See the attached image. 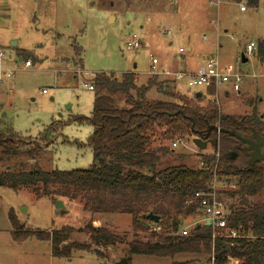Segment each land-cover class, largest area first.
Listing matches in <instances>:
<instances>
[{"label":"rangeland","instance_id":"1","mask_svg":"<svg viewBox=\"0 0 264 264\" xmlns=\"http://www.w3.org/2000/svg\"><path fill=\"white\" fill-rule=\"evenodd\" d=\"M240 5L245 10H240ZM132 33L147 46L126 47ZM261 40L264 41V0H258L256 6L248 0H0V48L14 59L18 50L35 57L22 58L30 59L32 66H21L15 72L10 92L0 89V116L5 114V124L8 122L18 137L27 141V146L35 142L41 145L32 159L18 156L6 163L17 165L26 160V169L44 171L90 168L93 155L86 143L92 127L72 119L76 115H90L95 87L93 90L88 86L97 73L120 78L121 73L132 72L137 85L146 84L154 78L147 73L150 55L164 66H170L174 60L183 65L184 60L176 56L177 48L184 46L187 50L190 45L192 51H186L187 55H193L195 50L205 56L217 55L222 66H231L247 75L261 74L264 67L257 52L244 51L249 41ZM242 54L248 58L245 63L241 62ZM167 82L161 88L150 87L145 99L174 101L164 94L173 92L194 100V94L201 92L199 105L213 104L221 113L234 116L250 114L255 106L258 129L264 133V76L243 78L239 91L232 88L231 82L224 83L217 89V98L201 86ZM224 90L229 92L228 96ZM149 135L152 148L166 149L160 153L157 169L177 164L197 168L200 154L212 153L209 143L205 150H200L193 142L196 136L189 134L182 135L184 142L172 147L174 139L180 136L167 137L160 125H155ZM233 183L222 179L216 182L219 197L228 207L241 205L239 196L230 195L236 189ZM44 191L48 195H41ZM64 191L61 185L52 184L22 186L17 190L0 186V264H116L125 258L126 244L115 249L100 248L103 258L92 251H73L69 258H64L52 256L48 241L35 237L13 239L8 219L10 208L25 227L52 230L72 226L75 231L70 241L90 242L86 231L77 230L90 220L94 226H105L124 236L127 242L133 239L130 215H91L82 210L80 194L76 199L58 195ZM57 200L63 202L64 208L55 215ZM246 200L248 205L264 201V190ZM202 220L200 212L185 216L180 228L190 230L193 223ZM154 228L149 232L157 231ZM138 236L149 238L147 233ZM208 255L203 253L201 257ZM189 257L192 255L182 254L176 259ZM170 262L168 258L132 256L130 264Z\"/></svg>","mask_w":264,"mask_h":264},{"label":"trees","instance_id":"2","mask_svg":"<svg viewBox=\"0 0 264 264\" xmlns=\"http://www.w3.org/2000/svg\"><path fill=\"white\" fill-rule=\"evenodd\" d=\"M248 3L256 6L258 0H248ZM17 53L19 59L31 57L35 60L28 52L18 50ZM257 58L260 62L264 60L263 40L257 42ZM157 79L154 77L146 84L137 85L132 72H123L120 78L109 73L94 75L91 113L72 119L78 123L87 122L92 127L86 143L93 155L88 169L44 171L26 169V160L17 165L6 163L18 156L32 159L41 145L35 142L27 146V141L20 139L8 122L5 124V114L0 116V186L17 190L38 184L61 185L65 191L58 195L76 199L80 194L84 212L130 215L133 232V239L127 242L124 236L105 226H94L90 220L77 229L86 231L90 242L70 241V235L75 231L72 226L52 230L25 227L10 208L8 219L15 241L28 237L48 241L53 257L69 258L73 251H92L103 258L100 248L115 249L126 244L125 258L129 264L132 256L168 258L170 264H210L209 255L205 259L201 255L211 253V226L196 224L186 235L179 231L185 216L199 212L194 193L208 190L212 179L217 177L227 183L234 181L236 189L230 191V195L239 196L241 205H229L231 214L226 226L237 230L239 236L215 238L213 264H229V258L237 260L236 264H264V201L248 205L246 200L264 190V163L258 162L248 168L242 152L238 151L237 156L233 154V138L211 131L208 143L212 153L200 154L202 166L191 168L177 164L157 169L160 153L166 149L162 146L152 148L149 135L155 125L164 128L167 137L198 136L191 130L192 124L194 130L202 133L210 125L248 132L251 128L258 129L256 107L252 106L251 113L243 116L223 114L213 104L199 105L202 94L199 96L197 92L194 100L164 92L174 101L149 102L145 99L146 92L153 85L161 88L164 83ZM208 91L213 93L214 88ZM32 191L35 192L34 187ZM41 195L48 194L44 191ZM149 213L157 215L158 221L147 218ZM153 227H159V230L150 233ZM139 233H147L149 238L142 239ZM182 254L192 257L176 259Z\"/></svg>","mask_w":264,"mask_h":264},{"label":"built area","instance_id":"3","mask_svg":"<svg viewBox=\"0 0 264 264\" xmlns=\"http://www.w3.org/2000/svg\"><path fill=\"white\" fill-rule=\"evenodd\" d=\"M240 10H245L244 5H240ZM212 23L214 21H211ZM166 34H170L169 31ZM205 39V37H203ZM126 47H139L147 46L146 43H141L140 37L136 33L128 35V38L125 42ZM244 51L248 54H256L257 52V43L254 41H249L246 43ZM185 52L184 46H179L177 48V56L182 55ZM21 63V64H19ZM260 65L264 67V60L260 62ZM29 68L32 66V61L30 59L20 60L17 57L14 59L11 56H7L5 52L0 48V89H5L8 92L11 91L10 81L14 78L15 72L20 69V67ZM148 76H162L166 79H169L173 82H181L188 87H204L209 90L214 88L215 98H217V89L224 83H232V88L235 91H239L240 85L243 78L250 77L256 79L260 76H264V73L261 74H251L247 75L241 72L238 69H234L231 66H222L219 63L217 55H211L206 58V60L197 66L194 70L184 69L182 67L171 68L164 67L162 68L159 60L150 55V62L148 68ZM89 89H93V85L88 86ZM45 92V90H42ZM202 94V93H201ZM184 142L183 137H177L172 142V147ZM217 156V154H216ZM200 166L203 165L202 161L199 162ZM218 181L217 177L212 179V182L209 185L208 190H199L194 193V198L197 201L198 211L203 215L202 223L208 221L212 228L211 234V253L209 255V262L213 264L214 262V240L216 237L224 238H234L238 237L239 234L237 230L233 228H227V219L231 214V211L228 206L221 200L218 194V189L216 187V182ZM196 224H201L195 222L191 227ZM155 230H159V227H155ZM189 232L187 227L180 229L179 233L181 235H186ZM237 260L229 258V264H236Z\"/></svg>","mask_w":264,"mask_h":264},{"label":"water","instance_id":"4","mask_svg":"<svg viewBox=\"0 0 264 264\" xmlns=\"http://www.w3.org/2000/svg\"><path fill=\"white\" fill-rule=\"evenodd\" d=\"M14 44L15 42L11 43L12 46H14ZM247 60L248 58L242 54L241 62L245 63ZM197 94L200 96L201 92H197ZM191 130H193L194 133L198 134V136L193 138V142L200 150H205L208 144V136L211 131H214L216 133L227 134L229 137H232L235 140H239L247 144L246 148H240V150L243 153H245V155L247 156L246 165L248 168L253 167L258 162H264V136L260 135L255 128L251 129L252 131L251 134H244L245 136H242L241 134L237 133L235 130L221 128L217 125L208 126L205 133H202L194 130L192 124ZM233 150L236 151V148H234ZM97 164L98 163L96 162V165ZM147 170H150V167H148ZM146 175L150 176V173H146ZM63 208H64L63 202L61 200H57L55 204V215L62 213ZM147 218L153 220L154 222L158 221V216L153 215L152 213H149L147 215ZM205 223L206 225L209 224L208 221H206ZM198 225L199 224H197V226ZM116 264H129V262L127 261L126 258H124L116 262Z\"/></svg>","mask_w":264,"mask_h":264},{"label":"crops","instance_id":"5","mask_svg":"<svg viewBox=\"0 0 264 264\" xmlns=\"http://www.w3.org/2000/svg\"><path fill=\"white\" fill-rule=\"evenodd\" d=\"M186 51H189V52L192 51V46L187 45V50L185 48V52L182 55L178 56V57H181V60H184L183 61L184 62L183 65H178L179 64L178 63L179 61L176 62L174 60V62L171 61L172 64L170 66L169 65L164 66V65L160 64L161 67L162 68H164V67L177 68L176 66H178V67H182L184 69L194 70V69L197 68V66H199L200 64H202L206 60L207 57L211 56L210 54L205 56L203 53H201V52H199L197 50H195V52L193 53V55H187L186 54ZM176 56H177V53H176ZM157 78H158L157 79L158 81H162V82L164 81L163 84L168 83L167 81H170L171 83H175V82H173V81H171L169 79H166V78H164L162 76H158ZM228 94H229V92L227 90H224V95L225 96H228Z\"/></svg>","mask_w":264,"mask_h":264},{"label":"flooded vegetation","instance_id":"6","mask_svg":"<svg viewBox=\"0 0 264 264\" xmlns=\"http://www.w3.org/2000/svg\"><path fill=\"white\" fill-rule=\"evenodd\" d=\"M252 129V128H251ZM251 129H250V131H248V132H242V131H239V132H237V133H239V134H241L242 136H245L244 134H251ZM257 131H258V133L260 134V135H262V136H264V133L261 131V129L259 130V129H256ZM247 147V144L246 143H244V142H242V141H239V140H235V139H233V147H232V150L234 149V148H236V152L238 153V151L239 152H242L241 150H240V148H246ZM233 152V151H232ZM243 153V152H242ZM233 154L234 155H236L237 156V154L236 153H234L233 152ZM244 155H245V153H243ZM246 156V155H245ZM246 159H247V156H246ZM264 163V162H263Z\"/></svg>","mask_w":264,"mask_h":264}]
</instances>
